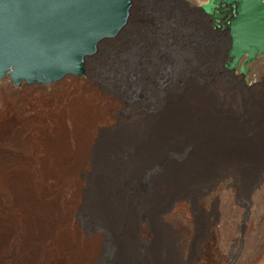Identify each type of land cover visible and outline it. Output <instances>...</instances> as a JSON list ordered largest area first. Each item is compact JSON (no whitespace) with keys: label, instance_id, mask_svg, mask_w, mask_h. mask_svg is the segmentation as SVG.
<instances>
[{"label":"bare ground","instance_id":"1","mask_svg":"<svg viewBox=\"0 0 264 264\" xmlns=\"http://www.w3.org/2000/svg\"><path fill=\"white\" fill-rule=\"evenodd\" d=\"M191 5L193 22L172 21L164 9L154 37L133 0L127 24L100 42L83 74H66L49 90L22 81L18 95L43 94L32 115L20 111L17 93L1 89L16 99L0 108V264H191L205 257L198 239L210 227L216 236L228 230L196 205L194 164L208 58L226 49L227 30L213 31L211 18ZM239 96L226 104L246 106V94ZM223 158L215 152L212 162Z\"/></svg>","mask_w":264,"mask_h":264},{"label":"rangeland","instance_id":"2","mask_svg":"<svg viewBox=\"0 0 264 264\" xmlns=\"http://www.w3.org/2000/svg\"><path fill=\"white\" fill-rule=\"evenodd\" d=\"M206 1L208 0H139V12L144 19L143 24L146 18L153 23L155 37L163 27L164 9L168 11L169 19L172 21L177 17H183L193 22L190 2L200 4ZM129 36L130 34L128 39ZM214 38L220 40L222 37L217 33ZM213 57L216 60L214 63ZM228 60L224 51L213 53L208 58L206 85L208 93L204 100L208 110L203 117L196 116L194 130L195 173L200 179L199 192L195 197L196 205L205 211L206 216L212 218L217 228L220 226L224 228L227 224L228 230L216 236L213 228L210 227L209 234L202 237L203 239H198L202 247L201 254L205 257L202 258V255L197 254L194 258L196 260L191 264H264V90L261 91L264 87V54L253 62H248L245 65V72L226 68L225 64ZM62 79L43 83V87L49 90L55 82ZM253 79L255 81L252 82ZM194 81L197 88L198 80ZM24 84H16L9 78L1 79L0 108L6 101L16 99L13 94L1 91L9 89L18 95V92L24 89ZM158 86H160L159 82ZM245 88L251 90L246 91ZM37 92L18 95L20 111L32 115L35 106L37 107L38 98L43 97V94ZM243 93L246 94L244 97L247 100L246 106L239 109L226 104L231 98L235 100L240 94L243 96ZM11 107L13 104L7 109ZM17 114L18 112L15 111L11 118L16 120ZM215 152L219 157L223 153L224 158L212 162ZM231 153H236L235 157H238V161L231 159ZM179 204L189 217L193 215L187 202L180 201ZM212 211H215L216 216H211ZM137 229L141 243L146 244V240L141 238L142 235L148 236L147 222L144 218L138 221ZM144 260L147 262L146 259Z\"/></svg>","mask_w":264,"mask_h":264},{"label":"water","instance_id":"3","mask_svg":"<svg viewBox=\"0 0 264 264\" xmlns=\"http://www.w3.org/2000/svg\"><path fill=\"white\" fill-rule=\"evenodd\" d=\"M227 1L199 7L213 31L227 30L225 67L245 72L264 54V3L237 0L227 14ZM132 6L133 0H0V80L47 83L83 74L87 57L120 33Z\"/></svg>","mask_w":264,"mask_h":264},{"label":"flooded vegetation","instance_id":"4","mask_svg":"<svg viewBox=\"0 0 264 264\" xmlns=\"http://www.w3.org/2000/svg\"><path fill=\"white\" fill-rule=\"evenodd\" d=\"M237 0H229L227 1L225 4H224V8L226 9V12L227 14H230L229 12L234 8H231V7H236L237 6ZM261 3H264V0H260ZM220 3V7L219 8H222L223 7V4L221 1H219ZM222 22V19L220 20Z\"/></svg>","mask_w":264,"mask_h":264}]
</instances>
